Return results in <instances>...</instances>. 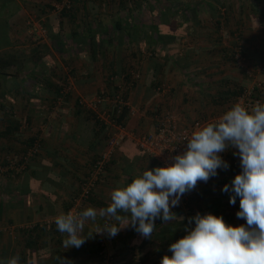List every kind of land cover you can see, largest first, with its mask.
Instances as JSON below:
<instances>
[{"label":"crops","instance_id":"0c3cea01","mask_svg":"<svg viewBox=\"0 0 264 264\" xmlns=\"http://www.w3.org/2000/svg\"><path fill=\"white\" fill-rule=\"evenodd\" d=\"M73 1L77 14L71 21L67 17H60L59 10H49L48 5L56 8L57 3L50 4L47 0H15V9L3 8V2L0 6L3 11L1 20H8L10 43L12 28H32L40 32V36H43L42 33L46 36L48 34L42 41L46 43L45 49L41 50L35 45L31 47L34 53L30 57L29 65L33 63V66L26 72H35V67H39L43 71V77L49 79L57 70L60 69L61 72L67 69L71 77L68 81L72 80L77 88L71 93L69 100H65L61 105L71 113L69 119H66L69 132L56 137L58 142L52 143L54 149L49 152L53 157L63 155L55 158L56 161H51V164H57L56 162L63 159V165L65 164L63 167L60 165L57 170L63 174L59 177V183L66 184L69 171H79L76 165L79 160L77 156L82 154L81 157L86 158L98 151H90L93 141L99 142L97 148L105 146L106 140L99 137L95 139L93 134L82 130L80 125L85 120L81 116L84 115L75 113L74 104L80 100V92L93 93L90 94L91 99L95 94L111 90L105 82V76L112 73L126 76L130 73L133 78L137 76L139 79L133 80V86L126 92L128 115L122 128L129 137L115 152V165L109 173L113 177L109 176L107 182L103 183L105 188H102V192L103 184L94 189L100 196L97 200L106 205L109 203L110 191L117 185L126 184L128 176L123 174L121 169L129 168L130 176L135 177L147 168L151 170L159 166L147 160L133 142L139 135L153 132L164 114L171 113L179 126H187L195 121L217 119L235 103V96L241 90L251 106L254 101L264 102V72L259 70L260 63H264V0ZM66 3L67 0H63L62 4ZM75 19L74 27L81 35L72 42L70 23ZM117 22H120L122 32L116 30ZM154 28H157L165 40L157 39ZM20 35L25 39L34 36L32 31L21 32ZM93 35L96 36L92 40L95 44L90 50V37ZM236 43H240L243 48V67H236L232 61L230 50ZM35 53L39 55L37 58ZM42 60H48L50 67L45 68ZM131 60L138 61L136 65L131 63L136 69L130 67ZM77 61L80 63L76 64ZM133 71L139 73L133 74ZM54 83L56 87L59 86L57 81ZM156 87L160 89L157 90ZM45 93L49 94L48 99L51 100L56 95L48 93V90H40L32 99L38 100L41 96L45 99ZM59 114L61 115L60 112ZM72 116L75 119H70ZM73 122L76 124L73 125L75 128L71 127L70 130V124ZM56 147L64 150V153L55 150ZM234 151L236 150L229 149L221 154L222 159L229 165L227 169H218L217 176L210 178L207 183L199 182L196 188L189 192L192 217L198 212L201 215L211 213L223 216L225 222L233 226L246 223L236 215L239 211V197L235 205L230 204L229 198L233 193L223 191L224 185L231 187L234 177L242 171L239 156L233 155ZM48 159L44 155L40 160L33 161L32 167L49 164ZM234 162H237L240 168H235ZM40 184L41 191H49L53 196L43 197L39 191L27 195L28 198H35L31 208L33 213L28 217L26 210L29 207L25 205L26 199L9 197L0 202V264H5L12 256H18L20 264H60L59 260H56L59 252L69 253L73 249H66L63 244L59 246L58 240L52 238L51 233H47L46 238L34 240L37 242L35 248L28 249L29 244L26 245V241L29 239L26 231L35 224L53 223L58 208L59 184L57 183L56 187L48 182ZM19 187L20 183L14 186L16 194H19ZM90 206L95 207L86 201L82 210ZM72 209L68 212H72ZM179 211L180 217H187L189 220L186 212L182 215V211ZM30 216L36 220L31 225L27 222ZM186 221L176 219L172 222L176 223L175 227L180 231L186 227H195L194 221L183 227ZM105 223L116 222L98 217L96 222L89 221L85 227L89 229V235L93 234L97 238L101 237L104 242L110 241L113 244L112 247L108 246L107 250L112 251L109 255L114 264H160L164 255L172 254L165 252V245L159 240L151 242L131 226L122 229L115 237L95 234L97 227L103 228ZM155 225L160 230L165 227L161 219H157ZM55 252H58V255H52ZM64 258L71 260L72 264L88 262L83 256L74 259L71 253Z\"/></svg>","mask_w":264,"mask_h":264},{"label":"clouds","instance_id":"9594fccd","mask_svg":"<svg viewBox=\"0 0 264 264\" xmlns=\"http://www.w3.org/2000/svg\"><path fill=\"white\" fill-rule=\"evenodd\" d=\"M185 141L186 149L170 157L171 163L147 168L130 183L114 187L106 207L90 206L56 215V229L65 237L63 247L80 248L93 235H83L86 224L98 217L116 223L97 227L95 234L115 237L131 226L143 238L151 239L157 219L164 224L184 219L172 208L199 182L207 183L217 176L218 169H227L221 154L235 149L233 155L239 156L242 171L223 191L233 193L230 204L235 205L239 197L236 215L246 223L233 226L223 216L198 212L189 218L195 227L185 228L187 234L169 245L172 254L164 255L160 264H264V102L252 106L235 102L214 121L194 129ZM57 259L60 264H72ZM5 264H20L19 257L12 256Z\"/></svg>","mask_w":264,"mask_h":264},{"label":"rangeland","instance_id":"374dc122","mask_svg":"<svg viewBox=\"0 0 264 264\" xmlns=\"http://www.w3.org/2000/svg\"><path fill=\"white\" fill-rule=\"evenodd\" d=\"M2 31H4V30H1V32ZM26 31H32V35L34 34V36L36 35V37L30 36V38H28V39L23 38L24 36H22L20 34H21V32H26ZM39 34H40V32L35 31L32 28H30V29L12 28L10 51L11 52L13 51L16 54H18L20 56V59L23 61V64H26V67H27V68H24V70L22 71V74H21L22 78H23L24 74L27 73L26 71L33 66V63H31L32 65H29L31 54L34 52L31 50V47H34V45H35L36 47H39L41 50L45 49L44 45L46 43H43L42 41L45 39V37L48 36V34H47V36L44 33L41 34L43 36H40ZM46 41L48 43L47 39H46ZM236 44L231 46L232 50H234V47L236 46ZM137 52H139V51H137ZM134 53L136 55V52H134ZM132 59H134V58H132ZM78 62L79 61H77L76 64ZM131 63L132 64L134 63V65H136V64H138V61L131 60L129 62V64H131ZM74 64H75V62H74ZM132 64L130 65V67H133V69H136V67ZM263 64L264 63H260V65H263ZM6 71H7V74H15L16 68L11 67V68L7 69ZM67 72H68L67 69H64V71H61V72L59 69L56 72H54V76H56V78L54 77V79L52 80L53 83H54V81H57L59 86H61V88L65 89V91H66L64 94L60 93V97L55 96L54 99L51 100V99H48L49 94L45 93L44 94L45 99L42 98V96L40 95L41 96L40 98H42L41 100H40V98L38 100H36V99L33 100L34 99L33 98L31 100V102H28L29 100H27V102H26L25 98L22 97V95L16 94L15 91L10 90L12 92L8 93L7 98L3 100V103L5 106L11 105L12 114L14 115L15 119L19 120V122L21 124V129H20L19 136L16 137L15 140L14 139L7 140V139H3V138L0 139V165L2 164L3 160L9 161L11 166L15 165L18 162V160L20 159L19 158L20 154L25 149L27 150V147L25 145L26 140L28 141V139H30L32 136H35V135L37 136L36 138L39 140V141H37L38 144L40 145L39 152L37 154H35L27 162V165L24 163L22 166L15 168V171H17L16 172L17 174H14V173L8 174L6 172H0V202L3 200H7L9 197H13V198L14 197H20L21 199H24V200L26 199L27 203L25 200V205H27V207H29L26 210L27 211V214H26L27 217L29 215H32V213H33L31 208L34 205L33 202L35 201V198L33 196H29V198H28L27 195H26L27 198L25 196H24L25 197L24 198L20 194H16L17 192L14 190V186L16 184L19 185V183H21V177L23 176V173L21 171H23L25 166L32 165L33 161H38L41 158H43L44 155H46V157L49 158L48 159V162H50L49 165L51 168H53V170H55V171L51 170L52 174L53 173H54V175H55V173L59 174V172L57 171L59 169L58 167L60 165H61V167L65 166V164L63 165V159L59 162H56L57 164H53V163L51 164V161L52 162L56 161L55 158H60L63 155L58 154V155H56V157H53V156L49 155V152L52 151L51 149H54V148H52L54 146L52 143L58 142L57 141L58 139L56 137H60L59 135L61 133L65 134V132L66 133L69 132V129H68L69 123H67L66 119H69V114H71V113H70V110L68 111V109L61 107V105H62V102H65V100H66V102L69 100L68 99L69 96L71 95V93H74V89L77 90V88L75 87V85H73L72 80L68 81V78L71 79V77H70V74H68ZM107 72H109V71H107ZM137 73H139V72L133 71V74H137ZM112 74L110 76L108 75L109 76L108 81H106V76H105V82H106L107 86L112 89V90H110V92L112 94H114L116 91L115 89L117 88V85H121V86H123L124 90H123V92H121V91H118V92H121L122 95H125V97H127L126 96L127 83L128 84L129 83L134 84L133 80H135V77L133 78V75L132 74L130 75V73L128 76H126V75L120 76V75L115 74V73H112ZM122 76L126 77L127 83L123 79ZM57 79H59V80H57ZM136 79H139V78H136ZM67 81H68V83H67ZM114 86L116 88H114ZM2 87L4 88L2 81H0V89H2ZM8 89H10V88H8ZM26 91H29V90L26 89ZM90 94L92 95L93 93H90ZM90 94H86L85 91L80 92L78 94L81 96V97H79L80 98L79 101H82V103H83V104L81 103V105L80 104L79 105L81 107H83L84 111L88 110V108L85 107L86 104H89L93 98H95V97H97V95H99V94H95L92 96L93 98L91 97V99H89V97L91 96ZM101 95H106V97H109V96H107L108 95L107 91H105ZM125 100H127V98H125ZM79 101H78V103H79ZM113 106L114 105L112 103L105 102L99 108H97V110L96 109H95V111L91 110V112L94 113L95 115H96V113L97 114L99 113V115H101L103 112H106V114H110L108 112V110L112 109ZM66 107H67V105H66ZM59 112L61 113V115L59 114ZM97 116L98 115H96V117ZM60 117L62 119H60ZM81 117H83V116H81ZM0 119H1V116H0ZM27 119H31V120L27 121ZM70 119L73 120L75 118L72 116V118H70ZM73 125H76L75 122L70 124V130H71V127H73ZM80 127H82L83 131L88 132V134H90V133L93 134V138H94V136H95V138L97 136V137L101 138V140H103L102 138L107 137V138H105V139H107L105 141V146H103V148H97L96 149V150H98L97 153H99V155H102L104 152L111 149V147L109 146V143L111 141L110 138L111 139L113 138V135L115 134L116 131L114 130L115 128H113L110 124L106 125V128L104 130L100 131L98 128H95L92 120L91 121L85 120V121H82ZM73 128H75V127H73ZM96 131H97V133H96ZM124 142H122L121 144H123ZM121 144H120V146H121ZM55 150L64 153V150L61 151L58 147H56ZM116 150L112 153V158L115 156ZM94 154L95 153H91V155L86 156V158L81 157V156H83L82 154H80V156H77V158L79 160L76 163V165L78 166L79 171L76 169L73 171L68 170L70 172L69 176L67 177L69 180H67L65 182L66 184H64L63 182L59 183V188L57 190L58 208H57V211L55 210L56 215H58L60 213H64V205L67 203H70V202H71V208H73V210H72L73 213L82 210V208L85 205V202L87 200H82L80 202L79 206H75V201L78 200L80 197L81 184L91 169V164H92L91 156ZM5 156L7 157V159H4ZM116 163H117V160H116ZM118 164H119V162H118ZM66 167H68V165ZM107 168H108L107 171L103 175L99 176L100 180H98V181H100L101 183L97 182L95 185V188L98 185L101 186L104 182H107V179L109 176L111 178L113 177V176L109 175V173L112 172L111 171L112 167H107ZM0 171H2V169ZM60 176H61V174H60ZM104 185L105 184H103L101 186V192L103 191L102 188H105V187H103ZM94 189H93V192L91 193L90 197L93 196L92 198L97 199L100 196L96 193V191H94ZM95 193H96V195H95ZM178 205L179 206L173 207L172 211L176 214V211H178L177 209L179 208L183 213L182 215H185V212L187 211V209L189 207V202L188 203L184 202L183 204L180 202ZM22 207H23V205H22ZM35 221L36 220H34L32 216H30V219L27 222H29L31 225V224H34ZM47 221H49V220H47ZM100 238H99V242H101V244L106 245L107 241L104 242L103 239H100ZM112 245L113 244H111V247H112ZM107 252H108V254H110L112 251H110V249H109V251H107ZM112 261H113V259H112ZM96 264H101V263L97 262Z\"/></svg>","mask_w":264,"mask_h":264},{"label":"trees","instance_id":"16d2710c","mask_svg":"<svg viewBox=\"0 0 264 264\" xmlns=\"http://www.w3.org/2000/svg\"><path fill=\"white\" fill-rule=\"evenodd\" d=\"M50 4H54L57 3L58 6H60L63 3V0H47ZM3 2V3H2ZM15 2V0H0V6H2L3 4V8L8 7L9 9H15L16 5L13 4ZM78 2V1H77ZM2 3V4H1ZM12 3V5H10ZM74 1L73 0H67V3L65 5L62 6V8H55L54 6H50L48 5L49 10H59V16L60 17H67L70 21L71 19L74 17V15L77 14L76 8L73 7ZM3 14L2 8L0 7V16ZM1 20V18H0ZM3 21V20H1ZM0 21V81H2L4 88L2 87V89H0V139H7V140H12L16 137L19 136L20 134V129H21V124L19 122V120L14 118V115L12 114V107L11 105L5 106L3 103V100L7 98L8 93L12 92L10 90H14L16 92V94H20L22 95V97L25 98V100H29L28 102H31L32 97L37 96L38 93L40 92V90H48V93H55L56 97H60V91L63 90V88L60 89V86L56 87V84L53 83V79L54 77L56 78V76L51 75L48 79V77L44 76L42 74V70L39 67H35V73L34 71H30L29 73H25L23 78L21 77L22 71L24 70V68H26V64H23V61L20 59V56L18 54H16L15 52H11L10 51V39L8 36V32H9V27H8V20L6 19L5 21L1 22ZM76 22V19L73 20V22L70 23V37H72V42H75L76 37H80V32L77 31V28L74 27V24ZM1 30H4L1 32ZM116 30L117 31H123L120 22H117L116 25ZM154 34L157 35V39L161 40H165V37L160 36V33H158L157 28H154ZM101 36V33L99 34ZM98 36V35H97ZM95 35L90 37V45L89 48L91 50V48L93 47V41L95 39ZM78 44H80V42H78ZM231 51V57H232V61L234 63V50H230ZM34 53V52H33ZM33 53L31 54V56L33 55ZM244 55V52H243ZM39 55L38 53H35V57L37 58ZM37 60V59H36ZM45 68H49L50 67V62L48 60H46L45 62H42ZM46 64V65H45ZM11 67H15L16 68V73L15 74H7L5 70L11 68ZM41 70V71H40ZM120 75V73H116ZM113 75V74H112ZM110 76V75H109ZM106 76V81H108V78ZM121 76V75H120ZM53 77V79H52ZM123 77V76H122ZM51 78V80H50ZM123 79L126 81L127 83V79L124 76ZM59 80V79H58ZM128 84V83H127ZM131 86H133L131 84ZM130 86V87H131ZM156 86V85H153ZM129 87V88H130ZM10 88V89H8ZM114 88H116L114 86ZM129 88L127 89V91L129 90ZM157 90H159V87H156ZM29 90V91H26ZM112 90V89H111ZM117 90V88L115 89ZM126 91V92H127ZM109 97H106V95H97V97H100L102 99L104 98H112L114 96V94H112L110 92V90L107 91ZM116 92V91H115ZM62 94V93H61ZM103 94V93H102ZM243 90L239 91L237 93V95L235 96V102L237 101L238 97L243 96ZM126 97H124L125 99ZM34 107V106H33ZM32 107V108H33ZM74 110L75 113L79 114V115H84L83 118L86 121H91L94 123L95 128H98L100 131L104 130L106 128V124L99 120L96 115L94 113H92L90 110H85L82 109L78 102L75 101L74 104ZM108 112L110 114L114 113V107L110 110H108ZM86 114V115H85ZM114 115V114H113ZM128 115V109L127 107H123L122 110H120L118 116L116 117V122L122 127H124V121L126 120V117ZM31 119H27V121H29ZM97 133V131H96ZM37 136H32L30 139H28V141L26 140V147L27 150L29 148H31L33 146V144L37 141H39L37 138ZM107 137L102 138L103 140H107L105 139ZM97 139V136L96 138ZM126 141V140H125ZM99 142L93 141L91 144V149L90 151L93 152L96 150L97 145ZM122 145V144H121ZM27 150L25 149L21 154H20V159L18 160V162L11 166L9 161L7 160H3L2 164L0 165V170L2 169V171L0 172H6L8 174H17L15 171V168H18L20 166H22L24 164V160L23 157L26 154ZM142 153V151H140ZM95 154L91 156L92 158V164H91V168L93 167V165L95 164V162L101 157V155H99V153L94 152ZM143 154V153H142ZM144 155V154H143ZM147 160L151 161L148 157L144 156ZM4 159H7V157L5 156ZM114 158H111L109 162L106 163V167H105V172L107 171V167H112L113 165H115V161L113 160ZM27 165V163H26ZM16 166V167H15ZM30 166H25V168L23 169V171H21L23 173V176L21 177V183H20V187L18 190V193L21 196H25V195H31L37 191L41 192L43 197H47L50 198L51 196H53V193H49L46 191H41V182H48L50 184H52L53 186L56 187V184H59V177H60V173H51V167L49 164H43V166H36V167H31ZM123 174L127 175V181L126 183H130L131 180L133 179L132 176H130V169L124 167V169H121ZM63 176V174H61ZM19 176V175H18ZM20 177V176H19ZM100 180V178H99ZM100 181H98L99 183ZM93 197V196H92ZM88 198L87 201L90 202V204L94 205L95 207L98 208H102V207H106L107 205L100 200H97L96 198ZM191 199V196L189 197V200ZM71 208V203H67L64 205V212L67 213ZM178 211H176V215L178 217H180V209H177ZM186 213L188 214V218L192 217L191 215V208L188 207ZM184 218V217H183ZM187 218V217H186ZM184 218L182 221H186L187 219ZM178 220H180V218H178ZM189 220L186 221V223L183 224V227H186V225L188 224ZM176 223L174 222H169L167 224H165V227H163V230L157 229L158 227H156L155 232H154V237H152V239H150L149 241L154 242L156 239L159 240L163 245H165V252H169L171 253L168 249H169V245L171 243H174L175 241H177L178 239L182 238L183 236H185L187 233L185 231V229H182L181 231L175 227ZM187 228V227H186ZM157 230V231H156ZM51 231V232H50ZM46 233V234H45ZM47 233H51L52 238H56L58 240V245L61 246L63 244V239L65 238L61 233H59L56 229V225L55 223H46V224H35L33 225L30 230L26 231L27 237L29 240L26 241V245L29 244L28 249L31 248H35L36 246V241L41 239V238H46ZM89 229H87V227H85L84 229V233L83 235H85V237H87L89 235ZM34 240H36L34 242ZM45 240V239H44ZM100 245L101 242H99V238L95 237L92 235L91 238L87 239L86 242L80 247V248H75L73 247V249L69 252V253H65V252H59V257L64 258L65 255H72V257L74 259H77L79 257H84L87 259V264H96L97 262L101 263V258H100ZM58 252L52 253V255H58ZM58 260V259H56ZM96 262V263H95ZM83 263H85L83 261ZM115 262L112 261V264H114Z\"/></svg>","mask_w":264,"mask_h":264},{"label":"built area","instance_id":"2783aa9c","mask_svg":"<svg viewBox=\"0 0 264 264\" xmlns=\"http://www.w3.org/2000/svg\"><path fill=\"white\" fill-rule=\"evenodd\" d=\"M62 6L63 4H61L60 6L56 5V8L59 9L62 8ZM233 58L235 63L234 65L243 67L245 63V57L243 55L242 46L239 43H237L234 47ZM259 70L264 72V64L260 65ZM136 78L137 76H135V79ZM131 84L132 83L127 84L126 89H128ZM123 90V86L117 85V92H115L112 98L102 99L100 97H95L89 104H86V106L84 105L86 108L95 111V109L97 110V108H99L104 102L112 103L114 105V113L106 114V112H103L101 115H99V113L96 114L98 115L97 117L99 118V120L110 124L113 128H115L114 130L116 132L113 135V138H110L111 141L109 143V146L111 147V149L107 150L101 155V157L95 162L93 167L88 172V175L82 182L80 197L78 200H74L75 206H79L82 200H87L88 198H90L91 193L93 192V189L95 188V185L100 178L99 176L105 173V165L112 158V153L120 146L122 142H124L129 137L124 129L116 122V117L118 116L120 110H122L123 107H127V100L124 99L125 95H122L121 93L123 92ZM65 92V89L61 91L62 94H64ZM238 101L242 102L246 106H251L250 101H246L244 96L239 97L236 102ZM256 102L257 101H254V104ZM211 121L214 120L208 119L205 121H195L187 126H179L175 117L168 112L160 118L159 124L153 132L139 135L134 139V144L151 161L157 163L160 167H163L166 164L172 162L170 157H174L175 155L182 154L184 152L187 144V141H185V137L189 136L191 132L198 126ZM39 148L40 145L38 144V142H35L33 146L27 150L26 154L23 157L25 164L39 152ZM233 165L235 168H240L237 162H234ZM190 196L191 193H185L180 198V202L182 204L184 202L188 203ZM108 246H111L110 241L106 245H100L101 250L99 255L101 258V264H112V257L107 252Z\"/></svg>","mask_w":264,"mask_h":264}]
</instances>
